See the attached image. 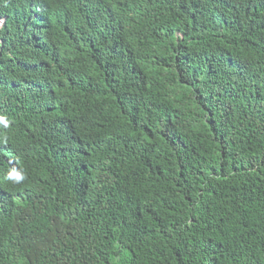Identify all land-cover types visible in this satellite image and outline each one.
I'll return each mask as SVG.
<instances>
[{
    "label": "trees",
    "instance_id": "16d2710c",
    "mask_svg": "<svg viewBox=\"0 0 264 264\" xmlns=\"http://www.w3.org/2000/svg\"><path fill=\"white\" fill-rule=\"evenodd\" d=\"M0 19V264H264V0Z\"/></svg>",
    "mask_w": 264,
    "mask_h": 264
},
{
    "label": "clouds",
    "instance_id": "9594fccd",
    "mask_svg": "<svg viewBox=\"0 0 264 264\" xmlns=\"http://www.w3.org/2000/svg\"><path fill=\"white\" fill-rule=\"evenodd\" d=\"M2 26H3V19H0V29L2 28ZM257 37H258V43L260 44L262 49H264V27H261L257 30ZM0 125H2L5 129L10 126V120L4 114H0ZM0 142L7 143V137L6 136L0 137ZM5 179L15 184H19L26 179V175L22 169H18L17 167L13 166L6 172Z\"/></svg>",
    "mask_w": 264,
    "mask_h": 264
}]
</instances>
